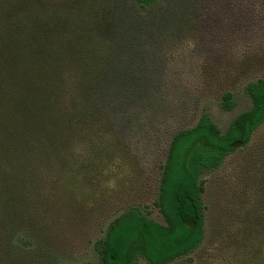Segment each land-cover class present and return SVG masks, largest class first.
Listing matches in <instances>:
<instances>
[{
  "label": "trees",
  "instance_id": "16d2710c",
  "mask_svg": "<svg viewBox=\"0 0 264 264\" xmlns=\"http://www.w3.org/2000/svg\"><path fill=\"white\" fill-rule=\"evenodd\" d=\"M161 6V0H119L118 6L113 0H7L0 6V264L48 263L49 252L39 255L49 211L43 204L59 200L49 212L82 207L85 198L94 208L112 205L104 188L130 157L136 160L133 146L146 125L141 78L155 74V55L162 60L153 41L160 36L159 43H168L193 26L183 11L169 27V15H158ZM246 93L250 108L226 131L205 112L174 135L155 201L164 223L129 207L95 241L100 264H174L205 244L203 176L251 150L264 126V78L249 83ZM233 99L231 92L223 95L225 111L234 109ZM260 161L254 193H239L232 210H220L212 233L218 264H264V150Z\"/></svg>",
  "mask_w": 264,
  "mask_h": 264
},
{
  "label": "rangeland",
  "instance_id": "374dc122",
  "mask_svg": "<svg viewBox=\"0 0 264 264\" xmlns=\"http://www.w3.org/2000/svg\"><path fill=\"white\" fill-rule=\"evenodd\" d=\"M114 1L118 6L119 0ZM6 2L1 0L0 6ZM161 2L164 6L160 7L158 15H169V27L175 22L174 15L183 17L180 15L183 11L184 18L189 19L188 25L193 26L168 43H159L160 36L153 41L156 53L157 50L162 53V60L155 55V74H143L141 78L146 86L140 100L149 104L143 113L146 124L143 134L133 146L136 160L133 162L130 157L116 181L106 184L105 199L112 205L94 208L92 199L85 198L82 207L49 212L61 206L59 200L43 204L49 211L43 213L45 235L39 255L51 254L46 264H100L95 241L105 237L109 224L133 205L140 207L150 219L164 223L155 201L159 195L162 165L174 135L194 127L205 112L226 131L233 119L251 106L246 93L248 84L264 78V0H232V5L224 6H205V0ZM197 18L200 22H196ZM199 23L201 26L194 30ZM226 92L234 96L235 107L231 111L222 108ZM263 150L264 126L255 135L251 150L231 155L219 170L203 176L209 238L196 253L174 264H218L212 233L217 224L219 227L220 210H232V203L241 199L239 193H254L252 177L262 165L260 152ZM138 263L149 264L144 259H139Z\"/></svg>",
  "mask_w": 264,
  "mask_h": 264
}]
</instances>
